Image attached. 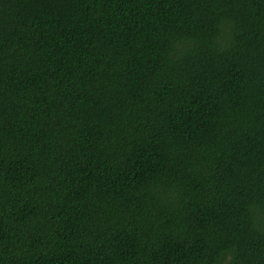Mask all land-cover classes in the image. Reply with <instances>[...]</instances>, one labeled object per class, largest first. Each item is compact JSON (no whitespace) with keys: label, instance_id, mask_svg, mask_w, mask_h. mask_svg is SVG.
<instances>
[{"label":"trees","instance_id":"1","mask_svg":"<svg viewBox=\"0 0 264 264\" xmlns=\"http://www.w3.org/2000/svg\"><path fill=\"white\" fill-rule=\"evenodd\" d=\"M0 264H264V0H0Z\"/></svg>","mask_w":264,"mask_h":264}]
</instances>
